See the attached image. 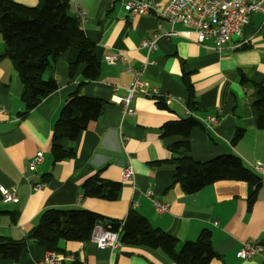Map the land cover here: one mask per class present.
<instances>
[{"label": "crops", "instance_id": "crops-1", "mask_svg": "<svg viewBox=\"0 0 264 264\" xmlns=\"http://www.w3.org/2000/svg\"><path fill=\"white\" fill-rule=\"evenodd\" d=\"M34 7L38 0H13ZM164 4L167 0H157ZM85 13L80 26L94 44V54L101 73L99 80L85 85V97L106 102L99 118L91 122L75 139H63V148H72L75 157L52 164L50 138L53 124L65 99L82 80L83 65L73 77L69 65L77 51L64 52L46 75L57 83V89L21 117L22 84L10 61L4 57L0 36V186L15 188L17 201L4 203L0 194V237L20 239L36 223L39 214L51 208H83L104 218L122 221L128 209L135 207L150 226L173 235L178 251L185 241H194L202 229L211 232V245L217 258L209 264H264V130L256 126L251 113L250 83L264 76V14L249 17L240 37L229 39L220 50L211 42L197 45L180 37L168 36L185 30L171 26L155 15H133L124 11L120 0H70L69 15ZM156 49L148 56L138 44L152 40ZM114 59V60H113ZM141 70L142 80L156 88L162 97L176 99L168 112L156 110L153 101L137 95L129 105L133 115H124L118 101L127 94L133 72ZM183 72L193 85L198 118L218 116L209 131L200 128L190 133V155L195 161H207L223 154L237 155L244 166L262 178V186L247 211V185L240 181L216 182L194 195H186L174 184L173 167L166 163L167 146L175 138H164L161 126L187 116L184 103L186 90ZM241 74L249 84H241ZM236 127L245 132L233 147L229 145ZM41 152L42 160L29 171L27 163ZM129 164L133 171L130 182H121L120 170ZM101 170L105 180L121 184L118 199L112 202L86 198L79 202V186ZM49 175L48 179H43ZM40 183L32 191L29 184ZM151 192L168 210L158 214L147 201ZM135 204V205H134ZM256 242L260 254L241 260L237 253L243 243ZM67 253L79 264H170L160 250L123 246L120 250L99 249L90 241L62 242ZM41 246L28 242L15 252L12 260L0 257V264H35L45 255Z\"/></svg>", "mask_w": 264, "mask_h": 264}, {"label": "trees", "instance_id": "trees-1", "mask_svg": "<svg viewBox=\"0 0 264 264\" xmlns=\"http://www.w3.org/2000/svg\"><path fill=\"white\" fill-rule=\"evenodd\" d=\"M69 8L70 0H38L34 7H27L13 0H0V36L4 44L2 57L10 61L22 84L21 101L24 110L19 113L21 117L57 89L56 81L45 72L53 67L64 52L69 49L77 51L75 62L69 65L70 77H73L78 65L84 66L81 82L65 99L52 125L49 152L52 164L75 157L72 148H63V139L77 138L91 122L99 118L106 105V102L85 97L81 93L85 85L99 80L101 67L94 54V44L86 38L77 18L69 15ZM185 75L183 72L187 116L168 121L160 128L162 137L175 138L167 146L170 156L166 161L174 169V184L184 194L194 195L216 182H243L248 189L245 201L249 211L262 186V178L257 173L246 168L242 160L234 154L219 155L207 161H195L190 155L191 131L196 128L204 131L209 129L194 115L198 105L193 85ZM240 80L242 85L249 84L242 74ZM249 85L251 113L257 128L264 130V76L259 82ZM151 100L156 110L168 112V106L162 98L154 97ZM244 132L242 128L236 127L229 145L235 146ZM100 173L101 170H98L79 186V202L86 198L107 202L118 199L121 184L101 178ZM49 177L47 175L43 179ZM134 208L128 209L122 221L104 218L83 208L45 209L22 238L0 237V257L12 260L15 252L28 242L36 243L45 251L67 253L60 244L73 240L88 242L96 223L103 224L110 231H118L123 246L160 250L169 258L170 264H209L218 257L212 249L209 230L202 229L194 241H185L176 251L177 239L151 227L148 220Z\"/></svg>", "mask_w": 264, "mask_h": 264}, {"label": "built area", "instance_id": "built-area-1", "mask_svg": "<svg viewBox=\"0 0 264 264\" xmlns=\"http://www.w3.org/2000/svg\"><path fill=\"white\" fill-rule=\"evenodd\" d=\"M120 1L124 11L128 14H152L161 20H165L171 26L180 25L185 28L181 31H172L168 36L180 37L197 45L210 41L217 51L229 39L241 36L242 29L248 23L252 14H264V0H167L164 4H160L157 0ZM84 17L85 13L79 11L76 18L79 23H82ZM159 38V36H155L152 40H142L138 46L140 49L145 50L148 56L156 49V41ZM141 77L140 69L133 72L126 96L118 100L123 106L124 115H133V109L129 105L139 94H143L150 99L154 97L162 98L166 106H169L172 101H176L172 96L162 97V95H159L157 89L148 87ZM5 113L6 110L0 104V114ZM199 121L205 128L210 129L218 122V116L199 118ZM41 160V152L34 154L27 163L28 170L34 171L35 166ZM254 169L259 174L264 173L261 164L254 166ZM132 177L133 170L131 166H124L120 171L121 182L131 181ZM29 187L32 191H38L42 185L40 183L29 184ZM0 194L4 203H15L17 201L15 188L5 189L0 186ZM145 196L156 213L163 214L168 210V205L159 202L151 192H147ZM89 241L99 249L120 250L123 247L119 239V232L110 231L108 227L100 223L94 225ZM261 250V246L256 242L243 243L237 256L241 260H248L260 254ZM73 262H75V257L71 253L48 252L35 264H69Z\"/></svg>", "mask_w": 264, "mask_h": 264}, {"label": "rangeland", "instance_id": "rangeland-1", "mask_svg": "<svg viewBox=\"0 0 264 264\" xmlns=\"http://www.w3.org/2000/svg\"><path fill=\"white\" fill-rule=\"evenodd\" d=\"M7 204H9V203H7ZM49 251H47V253H48ZM50 252H53V251H50ZM72 254V253H71ZM74 255V254H73ZM74 257H75V255H74Z\"/></svg>", "mask_w": 264, "mask_h": 264}]
</instances>
